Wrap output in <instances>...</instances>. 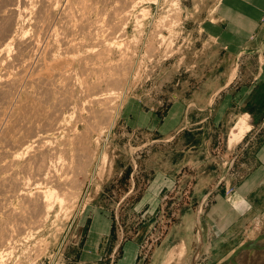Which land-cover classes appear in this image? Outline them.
Wrapping results in <instances>:
<instances>
[{
	"label": "rangeland",
	"instance_id": "obj_1",
	"mask_svg": "<svg viewBox=\"0 0 264 264\" xmlns=\"http://www.w3.org/2000/svg\"><path fill=\"white\" fill-rule=\"evenodd\" d=\"M5 1L7 0H0V4ZM104 1L105 0H99L93 3L95 7H92V14L90 13V20L92 19L90 24L92 26L97 24L96 22L98 21L94 20L97 18L99 20L98 24H101L99 29H103L102 31L97 29L99 32H96V37L98 36L97 38L99 39H104L106 34L109 36L107 33L108 31H106L109 30V28L107 29L106 27L109 26V13H111L113 7V2L110 3V1L113 0H110L109 3L106 2L109 6L106 5ZM215 1L216 0H139V3L137 2L135 6H133L134 10L129 12L130 16L123 20L125 23L123 24V22H121L122 25L117 29L119 33L114 31L111 35L114 39V47L108 50L109 52L107 51V57H105V53L97 57V54L94 53L96 50L94 51V49H97L98 45L96 44L95 46V44H91L92 41L94 42V38L93 40H90V37L88 38V29H84V32L86 31L85 34H87V36H84V32L83 34L79 33L82 32L80 31V26H75L74 31H77V33L73 31V33L76 34H72L73 38L82 39L80 41L78 40V43L76 39H73L78 45L77 47L75 45L76 50L79 49L76 55L82 54L81 57L84 58L83 60H85L86 57H84V55H86L87 61L85 62L86 64L88 62V66L83 63L80 64L78 60H74V62H72L73 64L69 63L64 65L67 67H65L66 70H64V67L63 69L59 68L65 72L67 71L66 73L71 75V80L69 81L72 83H66L67 87H65L66 84H63L65 82L62 81V79L61 81H54V77L51 78V81L53 79L54 83H50L52 84L51 87H54L45 91L42 88L40 89L38 85H36V82H31L30 80V77H33L34 74L49 70H46L48 67L45 66L46 68L44 70L42 69L44 67H41V71L36 66L39 61L38 58H41L40 53L43 54L42 57H44V53L41 51L42 49L39 48L45 44V39L40 38V40H43L41 42L39 39L36 40L38 43L37 46H35L37 47L35 50L38 49V53L34 50V46L33 48L32 46L25 47L32 51H26L24 48L22 50L20 49L19 52V43L15 42L19 40V36L18 38H14L13 41L17 44L13 42L11 49H8L10 51L7 50L9 53L5 51L7 58L2 54L4 51L0 53V74L6 71L5 74L8 73L11 75L21 68L22 71L24 69L25 72L27 71L23 73L26 74L27 78L23 75L24 79L19 82L20 85L17 83L19 87L16 86L12 89L10 88V91L8 90L10 95L13 93L11 96L9 94L7 95L8 91L6 93H0V117L3 119L0 121V130H4L2 132L5 134L4 135L0 131V165L3 164L2 166H5V169L0 166V235L2 236V238H0V252L2 253L0 264H149L155 247L173 246L177 243L180 234H182L185 229L189 228V226L194 239L193 247L189 251L190 255H185L184 258H180V260H176L171 264H187L185 261L186 259H190L188 264H217L227 257L222 255L228 251L230 246V248L236 245L239 246L246 240L256 237L264 226V222L262 224L260 223L259 226L255 224V221L251 224L246 223L243 227L244 229H241V233H243L232 237L233 240L231 243L228 242L226 244L224 251L221 253L222 258H213L208 249L209 243L217 239L219 233L216 235L214 234L216 230L215 223L208 220L207 217L209 214H212L210 212L214 208L213 206L215 203L220 201H218V199L221 198L222 201L223 198L226 197L225 195L231 193L238 185L237 182L241 179L244 169L236 164V160L238 159L237 156L240 154L237 155V150L241 146L240 144H243L246 138L253 132V127H256L260 118L250 119L247 113H243L237 115L235 119H213L211 114H208L209 109H206L200 114L197 110L191 109L188 117H182V104L180 103H176L175 107L177 108L169 112V107L173 103L182 102L183 96L188 94L187 81L190 79L191 82L195 83L197 79H199V75L202 73L199 74V72L195 71L198 69V64L211 65L210 63L216 59L214 57L215 50L203 39L202 33L205 28L201 22L202 18L205 16L206 9L212 6ZM60 3L61 4H58V6H61H57V13L63 8L65 1H61ZM110 4L112 5L111 8ZM31 5L37 7L35 6L37 5L35 2V5L30 4L28 9L26 8L27 13H29L27 14V18H30L26 20L23 19L26 17L16 18L18 20L16 21L15 19L16 22L13 23L12 27V30H15L16 33L23 31L26 35L25 38L27 37L26 39H30V35L31 39L36 36V34L34 35L35 29L31 25L34 24V18L32 17L35 15L32 11L34 9L37 10V8L32 9ZM2 8L4 9V7ZM2 8L0 7V9ZM36 10L34 11L36 12ZM106 11H109V13ZM99 16L103 19L100 17V20L98 18ZM31 18L33 20H31ZM101 22H103V24ZM24 26H26L29 32ZM84 27L87 28L86 25ZM23 29H25V31ZM23 32L22 38L24 37ZM84 37L87 43L90 40L89 47L86 46ZM259 37L261 42L257 46V52L248 57H239L241 63H245L243 65L247 64L249 66L247 72L241 73L244 75V82L252 80L254 74H256L254 70L259 63V59L263 61L262 55L260 57L258 56L261 52H264V24L263 27H261ZM0 40H2V33H0ZM54 40L52 42L56 43L51 45L50 53L48 55L45 54L46 58L51 54L54 56L55 53L56 56L64 54V46L60 44L62 42H58L59 40L54 42ZM83 42L84 48H82L83 45H80L83 44ZM117 45L121 46L117 48ZM45 46L47 47V45L43 47L45 48ZM100 46L101 45H99V48ZM61 47L62 53H60L61 51L59 50ZM124 47H127L125 51L131 56L132 61V63L125 62L124 64L125 66L127 65L126 68L131 70L127 69L126 71L125 68V70H122L123 72L125 71L124 74L127 76L123 78L120 85L117 84L118 87L109 85L108 83L107 85L103 77L109 73H115L116 69H114V71L112 70L114 63L118 62V67H121L119 64L121 63V61L119 62L121 56L119 57V55H121V51L124 50ZM122 48L123 50H121ZM16 50L19 53L24 50L22 52L23 55H27L23 56L21 54L19 56ZM73 51H75L74 48L69 52L72 53ZM88 52H90V55H88ZM13 53L17 54L19 58L21 57L20 59L24 57L23 60H21L22 62L17 61L18 57ZM72 54H75V52ZM2 55L5 57L4 59H1ZM12 55L17 58H14ZM76 55V59L81 58ZM100 56H102V58ZM88 57L90 58L88 59ZM219 58L220 57H218L216 61ZM29 59H31L30 62ZM9 60L13 61V63L11 64ZM32 60H34V62ZM31 62H33V65ZM106 63L113 65L111 70L108 69V67L111 66H108ZM103 64L105 65L103 66ZM129 64L131 67H129ZM6 65L8 67L14 65V67L12 66L14 69L9 68L11 71L9 69L5 70V67L7 68ZM84 65L91 69L85 68ZM32 66L38 69L35 70ZM48 66L50 69H53L51 65ZM102 67L104 69V72L102 71L104 76H102L103 73L98 72V69H102ZM105 67L107 69H105ZM17 68H19V70ZM30 70L32 71V75ZM34 70L36 73H34ZM70 70L74 77H72L73 75L70 73ZM90 70H92V72ZM8 71L13 73L10 74ZM96 74H102L100 75L102 80L100 76ZM222 74L224 73L206 72V77L202 83L211 85L214 76ZM231 74H235V72ZM29 75L31 76L29 77ZM98 78L99 80H97ZM26 79L29 80L25 81ZM221 80L223 79H220V81ZM48 82H50V80ZM88 84L91 85V87L92 84H94L92 90H90L91 87H89ZM72 87L74 89H71ZM112 87L115 91L116 98L115 100L112 99L113 101L111 100L112 102L110 104L112 106L117 105L118 108H116L115 112L117 116L110 128L108 127L107 121L109 120L108 117L110 112L109 114L107 112L103 113L101 110L103 105L95 100L92 101H95L92 104L88 94H94L95 90L96 95H103L108 93V90L110 88L112 89ZM107 88L109 89L107 90ZM13 89L16 90L15 93ZM61 89H63V91H61ZM47 91L51 92L49 93ZM59 91L60 93H57ZM64 92L67 94L68 99L74 94V96L71 97L72 100L70 99L71 102L68 99L69 102H64V98H66ZM70 92L71 94H69ZM225 93L226 94L218 93L221 95V97H219L221 100L224 96H229L228 90ZM7 96L14 99L11 98L8 102ZM11 100L14 103H10ZM36 100L39 106H37L36 103L33 104ZM25 102L30 103L29 106H27ZM21 103L25 104L22 105ZM31 104L38 109L32 108V106L30 107ZM88 104L90 108L94 107V109L91 108L92 113L87 111L89 110ZM54 105L57 108L54 107ZM76 105L80 107L77 108ZM17 106H20V108L18 109ZM112 106H110L111 108H109V111L115 110ZM15 107L16 111L19 110L18 113L14 112ZM50 107L52 109H50ZM217 107H220V112L216 114L217 116L229 115L233 117V112H239L238 110H241V108H238L234 103L216 104L215 109ZM40 108L43 109L42 112H40ZM2 110H5L4 113L6 114H4ZM11 110H13V112ZM77 110L79 112L81 111V114ZM93 110L95 111L96 117L92 115ZM9 111L11 114L17 113L16 115L18 117L14 114L17 117L16 121L8 128L10 125L9 122H11H6L8 120L7 117L11 115ZM50 112L53 114L52 116ZM87 113L89 116H93H90L92 119L88 117L89 121H99H97V123L102 130L99 127L98 131L100 130L102 134L99 133V137L98 131H96L91 135L92 137L89 138L91 139L89 153L91 152L90 154L92 155H89L87 157L88 159L83 158V155L78 158L81 153L78 155L76 154V157L73 154L74 151H71V155L69 154L72 157L73 166L75 165L78 167V165L80 166L82 163L84 166H81V169L79 167V170L75 167L76 173L74 172L73 176V180L75 179L76 181H74L77 183L75 185L73 181L74 189L71 190L76 192L77 199L69 204L68 209L64 207V209L62 208L63 210L60 209V204L55 202L50 209L51 211L49 210V214L46 215V217L42 215L39 219V215L37 216L36 213L34 214L33 211L29 210L32 204L30 201H36L35 196L38 194L37 191L45 188L47 182L45 177H47V175H40L38 173L39 171L35 170V168L39 169L36 166H41L43 161L45 163V160L47 163L45 165H49L50 161L52 163V160L49 161V157H51L50 159L53 158L51 152L60 144L62 146L63 140H65V137L67 138L65 132L70 134L68 133L70 132L68 129H71V125L73 128L74 124L76 127L74 129L76 130L80 131L82 129L85 123L84 120L78 121V119H80L78 116H86ZM57 114H61V117L60 115L57 116ZM43 116L47 119V122L52 120L51 124L54 126L46 123ZM58 117L60 118L58 119ZM9 118L11 119L12 117L10 116ZM4 122H6V125H9L6 126ZM68 123H70V125ZM35 127L37 129H35ZM3 137L9 138L13 143L9 139ZM60 137L62 140H57ZM46 138L49 139L47 140ZM231 138L236 140L231 141ZM256 138L257 140L255 141L254 139L255 142H253V146H251V144L247 146L249 152L255 148L260 137L256 136ZM5 139L6 141H4ZM20 139L23 140L20 141ZM16 142L20 145L17 146ZM12 144H14V146ZM53 148L55 149L53 150ZM3 150H6V152ZM39 150L44 151L41 153ZM45 150H47V152ZM13 153H19L20 155L18 154L17 157L13 155ZM40 155H43L42 158ZM39 156L42 161L38 159ZM90 157H92V159ZM12 158L13 160H10ZM77 158L80 159L81 163H78L79 161H77ZM81 158L85 161L82 162L83 160ZM8 160H10L11 165L8 163ZM59 166L60 165H58L57 168H59ZM61 166L59 171L63 169ZM28 171L30 172L28 173ZM4 176H7L5 180ZM15 176L19 179L22 178V181L16 178V180L18 179L17 181H19L20 185L18 182L17 185H19L20 188L16 186V182L14 183V181H12ZM25 179L29 181L27 182ZM36 180L39 181L36 182ZM24 182L27 183L25 184ZM74 185L77 187L76 189ZM11 186L12 188H10ZM28 187L30 188L28 189ZM14 193L15 195H13ZM24 193H27L29 197L26 198V194ZM29 198H31V200ZM28 203L30 205H28ZM23 204H25L26 209ZM21 207L22 209L24 208L26 213L22 211ZM10 208L12 210H10ZM8 213L9 215H7ZM18 216L20 218H18ZM21 217L25 218L23 219ZM36 218L39 220H35ZM4 227L6 229H4ZM8 227H11L10 230ZM200 228L204 237L203 246H199L201 251L195 256L196 249L199 248V243L196 241V238ZM10 233H12V235H9ZM9 236L11 237L9 238ZM163 248L161 250H163ZM257 255L259 256V253ZM253 256L255 257L256 255ZM191 258L193 259L191 260ZM238 264H251V260H249V257H246V259L240 260Z\"/></svg>",
	"mask_w": 264,
	"mask_h": 264
},
{
	"label": "bare ground",
	"instance_id": "obj_2",
	"mask_svg": "<svg viewBox=\"0 0 264 264\" xmlns=\"http://www.w3.org/2000/svg\"><path fill=\"white\" fill-rule=\"evenodd\" d=\"M21 1V2H20ZM61 1H65V5L63 6V8L62 9H60V11L57 13V10H58V8H57V6H58V4H61L60 2ZM97 1H99V0H7V1H5V2H3L2 4H0V7L2 8V7H4V9L2 8V9H0V21H1V23H0V33H2V40H0L1 42H0V53L1 52H3L4 51V53H2L3 55H5L6 53H5V51L7 52V50L8 49H11V47L13 46L12 44H13V40H14V38H18V36H19V40H17V41H15V42H18L19 43V47H18V51L20 52V49L22 50V49H24L25 47H28V46H32V48H33V46H34V50H35V48H37V47H35V46H37V41L36 40H40V38H42V39H45V44L44 45H47V47L45 46V48L42 46L41 48H39V49H42L41 51H43V53H44V57H42L43 56V54H41L40 52V56H41V58H38L39 57V55H38V59H39V61H38V65H36L38 68H39V70H41L42 71V69L44 70L46 67L45 66H47L48 68H46V70L47 69H49L48 71H44V72H38V73H36V71L35 70H37V69H35V67H33V69H35L34 71V73H36V74H34V76L33 77H30L31 75H32V71L30 70V73H31V75H29V77L31 78L30 80H31V82L33 81V82H36V85H38V87L41 89H44L45 91L46 90H48V89H51V88H53V87H51V85L54 83V81H56V80H60L61 81V79H62V81H64L65 83H63L64 85L66 84V83H72V82H70L69 80H71V75L70 74H68V73H66L64 70H66V66H64V65H66V64H71L72 62H74V60H78V62L80 63V64H86V62L85 61H87V56L86 55H84L86 52H85V49H84V57H86L85 58V60H83L84 58H82L81 57V55H76V52H78L79 51V49H77L76 50V47L78 46L77 45V43L80 41V40H82V39H77V38H73V35L72 34H74L73 33V31H74V27L75 26H80V28H81V30L80 31H82V32H79L80 34H83V32H84V29H88L87 30V33H88V38L91 40H93V38H94V42L92 41L91 42V44L93 43V45L95 44V46H96V44L98 45V48H99V45H101L100 46V48L97 50L96 48L94 49V53H96L97 54V57H98V55H104V53L106 54L105 55V57H107V51L108 50H111L114 46V43H113V37L111 36L112 34H113V32L114 31H117L118 32V28L120 27V25H122L121 24V22H123V20H125V19H127L129 16H130V14H129V12L130 11H133L134 10V8H133V6H135V4L139 1V0H113V1H110V0H105L104 1V3H106V2H108L109 3V1H110V3L111 2H113V7H112V10H111V13H109V11L107 12V13H109V14H106V15H109V17H110V21L109 20H107V21H109V26H107V23H106V28L108 29L109 28V30H106V28H105V26H104V28H105V30L106 31H108L107 33L109 34V36L106 34V37L104 38V39H99V38H97L96 37V32L98 31L97 29H99L100 28V23L98 24V22H99V20L96 18V19H94V20H97L98 22H96V21H94V22H96L97 24H95V23H92V24H95V25H91L90 23V21L92 20H90V13L92 12V7H95V6H93V3H96ZM35 2H36V4L37 5H35ZM100 2H102V1H100ZM100 2H98V3H100ZM22 5H20V4ZM103 3V2H102ZM108 3H106V5H108L109 6V4ZM139 3V2H138ZM30 4H34L35 6H37V7H34L33 5H31L32 6V9L33 8H37V10L36 9H34V10H36V12L33 10L32 11V13L34 12V17H32V18H34V20L31 18V20H33L34 21V24L33 25H31V26H33L34 27V29H35V33H34V35L36 34V36L33 38V39H31V35H30V39H26L25 38V34H24V32L22 31V29H21V31L23 32V35H24V37L22 38V32H20L19 31V33H16L15 32V30H12L13 28V23L14 22H16L18 19H16V18H22V17H26V18H23V19H28V18H30V17H28L27 18V14H29V13H27V10H26V8L28 9V7H29V5ZM103 5H105V4H103ZM31 6H30V8H31ZM59 6H61V5H59ZM58 6V7H59ZM111 4H110V8H111ZM61 8V7H60ZM105 8V7H104ZM133 8V9H132ZM94 9V8H93ZM98 9V8H97ZM96 9V10H97ZM130 9H132V10H130ZM91 10V11H90ZM95 10V9H94ZM108 10H109V8H108ZM94 12V11H93ZM100 13V12H99ZM102 13V12H101ZM92 14V13H91ZM103 14H104V12H103ZM129 14V15H128ZM98 15V14H97ZM100 15V14H99ZM128 15V16H127ZM30 16V15H29ZM101 16H103V15H101ZM101 16H99L98 18L100 19V17ZM102 18V17H101ZM108 18V17H107ZM15 19H16V21H15ZM103 19V18H102ZM101 20V19H100ZM105 20V19H104ZM28 21V20H27ZM105 22V21H104ZM102 24H103V22H101ZM125 23V21L123 22V24ZM25 24V23H24ZM28 24V23H27ZM15 25V24H14ZM86 25V27L87 28H85L84 26ZM105 25V24H104ZM89 26V27H88ZM103 26V25H102ZM25 27V29H26V26H24ZM33 27H32V29H33ZM82 27H83V29H82ZM90 28V29H89ZM93 28V29H92ZM25 29H23L24 31H25ZM123 29V28H122ZM27 30V29H26ZM77 30H78V27H77ZM99 30H103L102 28L101 29H99ZM28 32H29V30H27ZM32 31V30H31ZM100 31V32H101ZM74 32H76L77 33V31H74ZM86 32V31H85ZM85 32H84V36L86 35L87 36V34H85ZM99 32V31H98ZM31 33V32H30ZM116 33V32H115ZM119 33V32H118ZM122 33V32H121ZM28 34V33H27ZM97 34H99V33H97ZM117 34V33H116ZM74 35H76V34H74ZM29 36V35H28ZM105 36V35H104ZM108 36V37H107ZM118 36V35H117ZM25 38V39H24ZM85 38V37H84ZM40 40V42L41 41H43V40ZM54 39H56V40H59L58 42H62L63 43V45H62V43H60L61 44V46H64V48H63V50H64V54L63 55H59V56H56V53L54 54V56L51 54L49 57L47 56V58H46V56H45V54H49L50 52L49 51H51L50 50V47H52L51 45L52 44H55L56 42V40H54ZM73 39L75 40H77V43H76V41H73ZM88 39V40H89ZM118 39V38H117ZM54 40V42L55 43H53L52 41ZM79 40V41H78ZM90 40H89V42H90ZM14 42V43H15ZM39 42V43H40ZM85 44H86V46L87 47H89L88 45H89V42L87 43V41H86V38H85ZM15 44H17V43H15ZM14 44V45H15ZM60 44H59V46H60ZM90 44V45H91ZM12 45V46H11ZM75 45H76V47H75ZM81 46H82V48H84V42H83V44H80ZM80 45H79V48H80ZM93 45H91V46H93ZM55 46V45H54ZM94 46V47H95ZM116 46V45H115ZM121 46V45H120ZM120 46H118L117 45V48L118 47H120ZM16 47H17V45H16ZM15 47V48H16ZM56 47V46H55ZM123 47V46H122ZM44 48V49H43ZM74 48V50L75 51H73V52H75V54H72V53H70L69 51L70 50H72ZM91 48V47H90ZM125 48H127V47H124V50H123V48L121 49V50H123V51H121V55H119V57L121 56V58H119V62L121 61V63H119L120 65H121V67L119 66L118 67V65H117V63H114L113 65H114V67H113V65L111 64V65H109V63H106V64H108V66H111V67H108V69H112V67H113V71H114V69H116V71H115V73H109V74H107V75H105L104 76V69H103V67H102V69H98V72H101V73H103V75L102 74H100V75H102V76H104L103 77V80H105V82H106V84L108 83L109 85H115V86H117L118 87V85H120L121 83H122V81H123V78L124 77H126L125 76V71L123 72L122 70H125L126 69V71H127V69L128 68H126V66H125V62L126 63H132V61H131V56L130 55H128V53L125 51ZM30 49V48H29ZM46 49V50H45ZM24 50H28V49H24ZM23 50V51H24ZM37 50L38 49H36L35 51L37 52ZM60 51L62 50V47H61V49H59ZM58 50V51H59ZM8 51H10V50H8ZM17 51V50H16ZM17 51V52H18ZM23 51H21V53H19L18 52V55L20 56L21 54L23 55ZM28 51H32V50H28ZM59 51V52H60ZM89 51H90V49H89ZM120 51V50H119ZM125 51V52H124ZM34 52V51H33ZM46 52H48V53H46ZM109 52V51H108ZM7 53H9V52H7ZM16 53V52H15ZM15 53H13V54H15ZM26 53V52H25ZM38 53V52H37ZM60 53H62V51L60 52ZM90 52H88V55H90L89 54ZM91 53H93V52H91ZM132 53V52H131ZM58 54V53H57ZM78 54V53H77ZM3 55H2V57H3ZM15 55H17V54H15ZM18 55H17V57H18ZM25 55H27V54H24L23 56H25ZM75 55L76 56H79V57H81L80 59H76V57H75ZM110 55V54H109ZM6 56V55H5ZM13 56V55H12ZM22 56V57H23ZM35 56V55H34ZM96 56V55H95ZM133 56V55H132ZM1 57V59H4L5 57H3L2 58ZM14 57V56H13ZM17 57H14V58H17ZM101 58H102V56H100ZM109 57V56H108ZM6 58H7V56H6ZM9 58H12V57H9ZM21 58V57H20ZM19 57L16 59L17 61H21V60H23V58L22 59H20ZM90 57H88V59H89ZM20 59V60H19ZM33 59V58H32ZM37 59V60H38ZM97 59H99V58H97ZM96 59V60H97ZM103 59H104V56H103ZM13 60V59H12ZM15 60V59H14ZM37 60H36V62H37ZM133 60V59H132ZM1 61H3V60H1ZM31 61V59H29V62ZM33 62H34V60H32ZM90 61V60H89ZM100 61V60H99ZM116 61H117V59H116ZM9 62L12 64L13 63V61H10L9 60ZM8 62V63H9ZM22 62V61H21ZM20 62V63H21ZM24 62V61H23ZM33 62H31V64L33 65ZM85 62V63H84ZM93 62H94V59H93ZM92 62V63H93ZM102 62V61H101ZM8 63H6V64H8ZM14 63H15V61H14ZM111 63H113V62H111ZM10 64V65H11ZM29 64V63H28ZM30 64V65H31ZM36 64V63H35ZM73 64V63H72ZM75 64H76V62H75ZM87 64H88V62H87ZM86 64V65H87ZM124 64V65H123ZM9 65V64H8ZM22 65V64H21ZM30 65H29V67H30ZM48 65H51L52 67H53V69H54V71H53V69H50L49 68V66ZM90 65V64H89ZM97 65V64H96ZM105 64H103V66H104ZM123 65V66H122ZM7 66V65H6ZM13 67H14V65H12ZM8 67L7 66V68L5 67V70L7 69H9V68H13V67ZM24 66H25V64H24ZM26 66H27V62H26ZM82 66V65H81ZM88 66V65H87ZM86 66V67H87ZM15 67H16V65H15ZM28 67V68H29ZM41 67H44V68H42L41 69ZM51 67V68H52ZM55 67V68H54ZM63 67H64V70H61V69H59V68H62L63 69ZM66 67V68H65ZM84 67H85V65H84ZM83 67V68H84ZM85 67V68H86ZM94 67V66H93ZM129 67H131V65L129 64ZM84 68V69H85ZM88 69L90 68V67H87ZM96 68H98V67H96ZM96 68H95V70H96ZM101 68V67H100ZM125 68V69H124ZM14 69V68H13ZM18 70H19V68H17ZM22 69V68H21ZM20 69V70H21ZM23 69H24V67H23ZM27 69V68H26ZM30 69H31V67H30ZM32 69V70H33ZM81 69H82V67H81ZM91 69V68H90ZM105 69H107L106 67H105ZM10 70V69H9ZM17 71V72H15V73H13V72H11V73H13V74H11L10 73V71H8L11 75H9L8 73L7 74H5L6 73V71L5 72H3L2 74H0V93H6L8 90L10 91V88L12 89L13 87H19V85H20V83L19 82H21V80L22 79H24L23 78V75L25 76V78H27L26 77V74H23V73H26L24 70V72L21 70V71ZM27 70H29V69H27ZM51 70H52V72H51ZM83 70V69H82ZM128 70H131V69H128ZM50 71V72H49ZM84 71V70H83ZM91 72H92V70H90ZM97 71V70H96ZM103 71V72H102ZM106 71V70H105ZM97 72V73H98ZM129 72V71H128ZM28 73H29V71H28ZM29 73V74H30ZM70 73L72 74V71L70 70ZM74 73V72H73ZM85 73V72H84ZM107 73V72H106ZM87 74H88V72H87ZM91 74V73H90ZM9 75V76H8ZM73 75V74H72ZM96 75H98V74H96ZM100 75H98V76H100ZM28 76V75H27ZM28 77V78H29ZM55 77V78H54ZM56 77H57V79H56ZM72 77H74V75L72 76ZM51 78H54L55 80L53 81V79H52V81H51ZM58 78H60V79H58ZM97 78V77H96ZM100 79L102 80V77L100 76ZM29 79H26L25 81H28ZM50 80V82H48ZM72 80H73V78H72ZM97 80H99V78L97 79ZM125 81V80H124ZM53 82V83H52ZM98 82V81H97ZM100 82H102V81H100ZM99 82V83H100ZM104 82V81H103ZM19 85H18V84ZM50 83H52V84H50ZM88 83V82H87ZM99 83H98V85H99ZM107 84V85H108ZM118 84V85H117ZM59 85V84H58ZM70 85V84H69ZM68 85V86H69ZM89 85V84H88ZM93 85L94 84H92V87H93ZM97 85V86H98ZM126 85V84H125ZM71 86V85H70ZM85 86V85H84ZM86 86H87V84H86ZM85 86V87H86ZM95 86H96V84H95ZM101 86V85H100ZM122 86H124V85H122ZM37 87V88H38ZM59 87V86H58ZM62 87V86H61ZM65 87H67V84H66V86ZM89 87H91V85H89ZM92 87H91V89L90 90H92ZM117 87H114V88H117ZM9 88V89H8ZM55 88H57V87H55ZM60 88V87H59ZM120 88V87H119ZM18 89V88H17ZM68 89V88H67ZM71 89H74L73 87L71 88ZM70 89V90H71ZM99 89V88H98ZM109 88H107V90H108ZM56 90V89H55ZM65 90V89H64ZM86 90V89H85ZM105 90V89H104ZM9 91H8V93H7V95L9 94ZM13 91H14V93H15V91L16 90H14L13 89ZM44 91V92H45ZM61 91H63V89H61ZM69 91V90H68ZM87 91V90H86ZM100 91V90H99ZM98 91V92H99ZM101 91H102V89H101ZM100 91V92H101ZM122 91H124V90H122ZM20 92V91H19ZM47 92H51V91H47ZM67 92V91H66ZM74 92V91H73ZM91 92V91H90ZM97 92V91H96ZM57 93H60V91L59 92H57ZM57 93H56V95H57ZM62 93V92H61ZM102 93H103V91H102ZM13 94V93H12ZM11 94V95H12ZM48 94V93H47ZM64 94H65V92H64ZM69 94H71V92L69 93ZM76 94V93H75ZM94 94H95V90H94ZM94 94H88V96H89V100L92 102L93 100H95V101H97V102H100L102 105H103V107H102V112L103 113H105V112H107L108 114H109V112H110V114H109V117H108V119L109 120H107L108 121V127H110L111 125H113V123H114V121H115V117L117 116V115H115V112H116V108H118L117 107V105L115 106H112L110 103L113 101V100H115V91H114V89H113V87H112V89L110 88L109 90H108V93H106V94H103V95H94ZM98 94V93H97ZM5 95V94H4ZM10 95V94H9ZM10 95V96H11ZM63 95V94H62ZM66 96V98H64V102H67L68 100H70L71 99V97L72 96H74V94H72V96L70 97V99H68V96H67V94H65ZM87 95V94H86ZM85 95V96H86ZM93 95V96H92ZM10 96H7L8 98H7V100H8V102L10 101V99L12 98V97H10ZM49 96V95H48ZM60 96V95H59ZM58 96V97H59ZM50 97V96H49ZM48 97V98H49ZM61 97V96H60ZM64 97V96H63ZM117 97H118V95H117ZM57 98V97H56ZM88 98V97H87ZM12 99H14V98H12ZM38 99V98H37ZM61 99V98H60ZM68 99V100H67ZM113 99V100H112ZM39 100V99H38ZM41 100V99H40ZM59 100V99H58ZM72 100V99H71ZM71 100H70V102H71ZM88 100V101H89ZM112 100V101H111ZM15 101V100H14ZM25 101V100H24ZM43 101V100H42ZM41 101V102H42ZM94 101V102H95ZM17 102V101H16ZM58 102V101H57ZM69 102V101H68ZM94 102H92V104L94 103ZM10 103H14L12 100H11V102ZM10 103H8V104H10ZM26 103V102H25ZM25 103H21L22 105L23 104H25ZM32 103V102H31ZM36 103V105H37V100H36V102H34L33 104H35ZM39 103V102H38ZM54 103V102H53ZM61 103H62V101H61ZM81 103H84V102H81ZM80 103V104H81ZM8 104H7V106H8ZM27 104V106H29V104L30 103H26ZM33 104H31L30 105V107L33 105ZM54 104H56V103H54ZM67 104H70V103H67ZM13 105V104H12ZM85 105V104H84ZM91 105V104H90ZM26 106V107H27ZM34 106V105H33ZM32 106V108H37V107H33ZM37 106H39V105H37ZM92 106V105H91ZM110 106H112L113 108H115V110L114 111H109V108H111ZM11 107V106H10ZM25 107V106H24ZM43 107V106H42ZM54 107H56L55 105H54ZM76 107H77V105H76ZM80 107V106H79ZM79 107H77V108H79ZM83 107H85V106H83ZM88 107H89V104H88ZM17 108L19 109L20 108V106H17ZM45 108V107H44ZM57 108V107H56ZM55 108V109H56ZM92 109H94V107H91ZM90 107H89V110H87V111H89V113H92V109H91ZM11 109V108H10ZM14 109V108H13ZM38 109V108H37ZM36 109V110H37ZM41 109V108H40ZM50 109H52L51 107H50ZM54 109V108H53ZM76 109V108H75ZM88 109V108H87ZM15 111L14 112H19V110H17L16 111V107H15V109H14ZM42 110L43 109H41V111L40 112H42ZM48 110V109H47ZM86 110V109H85ZM5 111V110H4ZM4 111L2 110V112L4 113ZM6 111H7V109H6ZM12 112H13V110H11ZM46 111V110H45ZM53 111V110H52ZM55 111V110H54ZM78 111V110H77ZM118 111H119V109H118ZM1 112V111H0ZM55 112H57V111H55ZM54 112V113H55ZM79 112V111H78ZM81 112V111H80ZM79 112V113H80ZM9 113L11 114V112L9 111ZM17 113H14L15 115L17 114ZM47 113V112H46ZM49 113V112H48ZM51 113V112H50ZM57 113H59V112H57ZM76 113V112H75ZM1 114V113H0ZM4 114H6V113H4ZM3 114V115H4ZM13 113L10 115L12 118L10 119L9 117H7L8 118V120L6 121V122H9V121H11V122H9L10 123V125L8 126V125H6L5 123L6 122H4V124L6 125V126H8V128L9 127H11L12 125H13V123H14V121H16V118L18 117L17 115V117L14 115ZM81 114V113H80ZM108 114H107V116H108ZM2 115V116H3ZM9 115V114H8ZM44 115V114H43ZM48 115H50V114H48ZM48 115H46V116H48ZM53 114L51 113V116H52ZM60 115V117H61V114H59ZM58 114H57V116H59ZM88 115V116H87ZM87 115L86 116H82V115H79L78 117L80 118V119H78V117H77V119H78V121L79 120H84V125H83V127H82V129L79 131V130H76V129H74V128H76L75 127V125L73 124V128L70 126V128L71 129H68V130H70V132H68V133H70V134H67L66 132H65V134L67 135V138L65 137V140H63V142H62V146H61V144L58 146V147H55V146H53V145H51V146H53V147H55V148H53V150L54 151H52L51 152V155H52V159H50L51 157H49V161L50 160H52V163H51V161H50V164L49 165H45V164H47L46 163V160H45V163H44V161L42 162V164H41V166L40 165H37L36 167L37 168H39V169H36L35 168V170H38L39 172V174L41 175V174H43V175H47V177H45V179H47V182H46V184H45V188H43L42 190H39V191H37V193L38 194H36L37 196H35L36 197V201H30L29 203L31 204V206H30V211H33V213L35 214L36 213V215L38 216V218L40 217V216H45L46 217V215H48L49 213V210L52 208V206L54 205V203L55 202H58L59 204H60V206H61V210H63L64 209V207L65 208H67L68 209V206H69V204L70 203H72L75 199H77V194H76V192L75 191H73V190H71V189H74L73 188V181L75 180H73V176H74V172L76 171L75 169V167H77V166H73V161H72V157L70 156L71 154V151L73 152L74 151V155L76 156V154L78 155L79 153H81L79 156H78V158H80L82 155L84 156L83 158H87L89 155H92V154H90L89 153V150H90V140L91 139H89V138H91L92 136V134L94 133V132H96V131H98V129H99V127H100V125L97 123V121L95 122V121H89L88 119V117H90V116H92V115H95L94 117H96V114H95V111L93 110V114L92 115H90L89 116V114L87 113ZM104 115V114H103ZM56 116V115H55ZM57 116H56V119H57ZM105 116V115H104ZM60 117H58V119L60 118ZM93 117V116H92ZM92 117H90L91 119H92ZM106 117V116H105ZM6 118V117H5ZM43 118H44V116H43ZM50 118V117H49ZM53 118V117H52ZM51 118V119H52ZM98 118V117H97ZM1 117H0V121H1ZM10 119V120H9ZM55 119V120H56ZM76 119V120H77ZM99 119V118H98ZM105 119V118H104ZM3 120V119H2ZM44 120L46 121V123H49V125L52 123V120L51 121H48L47 122V119H45L44 118ZM54 120V121H55ZM94 120V119H93ZM53 121V122H54ZM43 122V121H42ZM76 122V121H75ZM99 122V121H98ZM44 123V122H43ZM74 123V122H73ZM77 123V122H76ZM107 123V122H106ZM57 124V123H56ZM55 124V125H56ZM59 124V123H58ZM63 124V123H62ZM69 125H70V123H68ZM3 125V124H2ZM53 124H51V126H52ZM99 125V126H98ZM102 125V124H101ZM4 126V125H3ZM2 126V127H3ZM44 126V125H43ZM47 126H48V124H47ZM54 126V125H53ZM104 126H106V125H104ZM37 127V126H36ZM35 127V129H37ZM58 127V126H57ZM0 128H1V126H0ZM5 128V127H4ZM8 128H6V129H8ZM59 128H61V127H59ZM101 128V127H100ZM111 128V127H110ZM3 129V128H2ZM42 129V128H41ZM45 129V128H44ZM51 129H52V127H51ZM54 129V128H53ZM43 130V129H42ZM47 130V129H46ZM45 130V131H46ZM50 130V129H49ZM57 130V129H56ZM67 130V131H68ZM101 130H102V128H101ZM110 130V129H109ZM1 131V130H0ZM2 131H4V130H2ZM1 131V133H3L4 134V132H2ZM31 131H32V129H31ZM38 131H40V130H38ZM58 131V130H57ZM33 132V131H32ZM43 132V131H42ZM40 133V132H39ZM99 133H101V131L99 130L98 131V136H99ZM32 134V133H31ZM55 134H56V132H55ZM102 134V133H101ZM5 135V134H4ZM4 135H2V136H4ZM25 135V134H24ZM36 135H39V134H36ZM1 136V137H2ZM62 136V135H61ZM7 137H9V136H7ZM22 137V136H21ZM26 137V136H25ZM42 137H44V136H42ZM45 137H47V136H45ZM59 137V136H58ZM100 137V136H99ZM3 138H6V137H3ZM2 138V139H3ZM30 138V137H29ZM33 138H34V136H33ZM37 138V137H36ZM50 138V137H49ZM48 138V139H49ZM61 138V137H60ZM57 139V140H62V138L61 139ZM1 139V138H0ZM6 139H9V138H6ZM6 139L4 140V141H6ZM27 139V138H26ZM44 139V138H43ZM42 139V140H43ZM47 139V138H46ZM47 139V140H48ZM95 139H96V137H95ZM10 140V139H9ZM21 140H23V139H20V141ZM35 140H37V139H35ZM45 140V139H44ZM46 140V141H47ZM98 140V139H97ZM231 141H235L236 139H230ZM8 141V140H7ZM11 141V140H10ZM10 141H8V142H10ZM19 141V142H20ZM40 141V140H39ZM54 141V140H53ZM96 141V140H95ZM12 142V141H11ZM45 142V141H44ZM43 142V143H44ZM51 142V141H50ZM7 143V142H6ZM13 143V142H12ZM15 143V142H14ZM23 143V142H22ZM27 143V142H26ZM46 143V142H45ZM48 143V142H47ZM16 144H17V146H19L20 144L18 143V142H16ZM29 144V143H28ZM50 144H52V143H50ZM1 145V144H0ZM3 145V144H2ZM13 146H14V144H12ZM33 145H34V143H33ZM41 145V144H40ZM72 145V146H71ZM12 146V147H13ZM36 146V145H35ZM48 146V145H47ZM51 146H50V148H51ZM3 147H4V145H3ZM10 147V146H9ZM11 147V148H12ZM20 148V147H19ZM36 148V147H35ZM34 148V149H35ZM42 148V147H41ZM12 149H15V148H12ZM18 150V149H17ZM92 150V149H91ZM94 150H96V149H94ZM3 151H5L6 152V150H3ZM13 151V150H12ZM35 151V150H34ZM39 151H41V150H39ZM44 150H42L41 151V153L43 152ZM46 152H47V150H45ZM93 151V150H92ZM8 153V152H7ZM35 153V152H34ZM33 153V154H34ZM9 154V153H8ZM7 154V155H8ZM19 154V153H18ZM17 153H13V155H18ZM25 154V153H24ZM33 154H31V155H33ZM39 154H40V152H39ZM48 154H49V152H48ZM70 154V155H69ZM93 154H94V152H93ZM20 155V154H19ZM47 155V154H46ZM16 156H14L15 158H17ZM41 156V155H40ZM40 156H39V160H41L40 159ZM43 156V155H42ZM42 156H41V158H42ZM48 156V155H47ZM49 156H50V154H49ZM34 157V156H33ZM77 157V156H76ZM14 158V159H15ZM27 158V157H26ZM28 158H29V156H28ZM77 158V159H78ZM83 158H81L82 160H83ZM91 159H92V157H90ZM25 159V158H24ZM33 159V158H32ZM44 159H46V158H44ZM48 159V158H47ZM75 159V158H74ZM73 159V160H74ZM88 159V158H87ZM10 160H13V158L12 159H10ZM10 160H8L9 162V164L11 165V163H10ZM31 160V159H30ZM24 161V160H23ZM42 161V160H41ZM77 161H79L78 163H81V161H80V159H78ZM85 160H83L82 162H84ZM87 161V160H86ZM13 162H15V161H13ZM89 162H90V160H89ZM88 162V163H89ZM31 163V162H30ZM37 163V162H36ZM38 163V164H39ZM76 163V162H75ZM74 163V164H75ZM6 164V163H5ZM14 164V163H13ZM12 164V165H13ZM24 164V163H23ZM77 164V163H76ZM83 164V163H82ZM82 164H80V166L78 165V167H77V169L80 167V169H81V166L82 167H84ZM3 165V164H2ZM2 165H0V166H2ZM28 165H29V163H28ZM33 165V164H32ZM58 165H62L61 167L63 168L62 169V171H59V168H60V166H59V168H57L58 167ZM7 166V165H6ZM40 166V167H39ZM3 167V166H2ZM9 167V166H8ZM12 167V166H11ZM23 167H24V165H23ZM34 167V166H33ZM4 169H5V166L3 167ZM86 168V167H85ZM2 169V168H1ZM10 169V168H9ZM23 169V168H22ZM26 169H27V167H26ZM30 169V168H29ZM3 170V169H2ZM79 170V169H78ZM97 170V169H96ZM6 171V170H5ZM9 171V170H8ZM16 171V170H15ZM83 171V170H82ZM30 171H28V173H29ZM37 173V174H38ZM76 173V172H75ZM78 173H79V171H78ZM13 174V173H12ZM19 174V173H18ZM24 174H25V171H24ZM33 174H35V173H33ZM15 175H17V174H15ZM30 175V174H29ZM9 176V175H8ZM5 177H7V176H4V180H5ZM26 177H28V176H26ZM41 177V176H40ZM11 178V177H10ZM16 178H18V177H16L15 176V180H16ZM31 178V177H30ZM32 178H35V177H32ZM42 178H43V176H42ZM1 179V178H0ZM7 179V178H6ZM13 179V178H12ZM12 179H8V180H12ZM12 180V181H14V183L16 182V186H18V188H20L19 187V181H15V180ZM22 179V178H21ZM21 179H19V180H21ZM29 179V178H28ZM22 181V180H21ZM20 181V182H21ZM25 181H27L26 179H25ZM29 181V180H28ZM27 181V182H28ZM39 180H36V182H38ZM41 181V180H40ZM76 181V180H75ZM75 181H74V183H75ZM7 182V181H6ZM17 182H18V184L19 185H17ZM26 182V183H27ZM34 182V181H33ZM1 183V182H0ZM25 183V182H24ZM25 183V184H26ZM42 183V182H41ZM43 183H44V181H43ZM77 183V182H76ZM76 183H75V185H76ZM31 184V183H30ZM35 184V183H34ZM38 184V183H37ZM81 184V183H80ZM32 185H33V183H32ZM74 185V186H75ZM14 186V185H13ZM26 186V185H25ZM80 186V185H79ZM264 186V185H263ZM263 186H261V187H263ZM44 187V186H43ZM77 187H78V184H77ZM76 186H75V189L77 188ZM10 188H12V186L10 187ZM17 188V187H16ZM17 188V189H18ZM26 188V187H25ZM30 187H28V189H29ZM79 188V187H78ZM261 189V188H260ZM264 189V188H263ZM13 190V189H12ZM16 190V189H15ZM21 190V189H20ZM25 190V189H24ZM256 190V189H255ZM262 191V190H261ZM24 192V191H23ZM22 192V193H23ZM35 192V191H34ZM80 192V191H79ZM259 192V191H258ZM257 192V193H258ZM15 193H16V191H15ZM15 193L13 194V195H15ZM20 194V193H19ZM24 194H26V198L27 197H29V195H27V193H24ZM10 195V194H9ZM12 195V194H11ZM207 195V194H206ZM21 196V195H20ZM25 196V195H24ZM30 196H31V193H30ZM12 197V196H11ZM32 197V196H31ZM33 197H34V195H33ZM13 198V197H12ZM205 198V197H204ZM3 199V198H2ZM30 200H31V198H29ZM28 199V200H29ZM25 200V199H24ZM23 200V201H24ZM33 200H35V199H33ZM202 200V199H201ZM26 201V200H25ZM28 202V201H27ZM26 203V202H25ZM28 203V205H30ZM9 204V203H8ZM21 204V203H20ZM24 205V208L26 209V207H25V204H23ZM22 206V205H21ZM8 207V206H7ZM29 207V206H28ZM73 207V206H72ZM259 207H261V206H259ZM24 208L22 209V207H21V209H22V211H24ZM63 208V209H62ZM80 208V207H79ZM252 208V207H251ZM14 209V208H13ZM67 209H65V210H67ZM70 209V208H69ZM10 210H12L11 208H10ZM255 210V209H254ZM6 211V210H5ZM15 211V210H14ZM51 211V210H50ZM13 212V211H12ZM17 212H19V211H17ZM25 213H26V211H24ZM60 212V211H59ZM9 213H10V211H9ZM9 213L7 214V215H9ZM28 213H29V211H28ZM28 213H27V215H28ZM260 213V212H259ZM33 214V215H34ZM19 215V214H18ZM25 215V214H24ZM23 215V216H24ZM27 215H25V216H27ZM57 215V214H56ZM200 215V214H199ZM262 215V214H261ZM16 216V215H15ZM21 216H22V214H21ZM75 216V215H74ZM197 216V215H196ZM30 217V216H29ZM33 217V216H32ZM36 217V216H35ZM259 217V216H258ZM10 218H12V217H10ZM18 218H20L19 216H18ZM17 218V219H18ZM21 218H23V217H21ZM25 218V217H24ZM23 218V219H24ZM28 218V217H27ZM34 218V217H33ZM38 218H36L35 220H39ZM15 219V218H14ZM198 219V218H197ZM196 220V219H195ZM4 221H6V220H4ZM20 221V220H19ZM18 221V223H20ZM24 221V220H23ZM27 221V220H26ZM41 221V220H40ZM8 222V221H7ZM12 222V221H11ZM15 222V221H14ZM28 222V221H27ZM197 222H198V220H197ZM37 223V222H36ZM43 223V222H42ZM7 224V223H6ZM9 224V223H8ZM198 224V223H197ZM201 224V223H200ZM239 224V223H238ZM255 224L256 225H260V221H259V218H256L255 219ZM262 224V223H261ZM20 225H21V223H20ZM23 225V224H22ZM26 225V224H25ZM24 225V226H25ZM29 225V224H28ZM37 225V224H36ZM2 226V225H1ZM10 226V225H9ZM12 226V225H11ZM17 226V225H16ZM19 226V225H18ZM23 226V227H24ZM31 226H32V224H31ZM30 226V227H31ZM183 226V225H182ZM200 227V226H199ZM2 228H3V226H2ZM10 228L11 227H8V229L10 230ZM14 228H15V226H14ZM13 228V229H14ZM189 228H190V226H189ZM189 228H187V229H185V231H183L182 232V234H180V239H179V241L176 243V244H174L173 246H170L169 248H165L164 246H161V247H159V246H157L155 249H154V251H153V256H152V259H153V264H171L172 262H174V261H176V260H180V258H184V256L185 255H188L189 254V249H190V247H192V245L190 246V244H191V242H192V240H194L193 239V235L191 234V231H190V229ZM4 229H6L5 227H4ZM17 229V228H16ZM22 229H24V228H22ZM33 229V228H32ZM37 229V228H36ZM232 229V228H231ZM25 230V229H24ZM23 230V231H24ZM208 230V229H207ZM229 230V229H228ZM1 231V230H0ZM3 231V230H2ZM59 231V230H58ZM20 232H21V230H20ZM233 231H231V230H229L227 233H224V234H218V238L217 239H214L213 240V242H211V243H209V252H211V254H212V256H213V258H220L221 257V253L224 251V249H225V246H226V244L228 243V242H230L231 243V241L233 240L232 239V233ZM1 233V232H0ZM9 233V232H8ZM28 233V232H27ZM31 233V232H30ZM248 233V232H247ZM7 234V233H6ZM13 234H14V231H13ZM8 235V234H7ZM9 235H12V233H10ZM1 236V235H0ZM236 236V235H235ZM11 236H9V238H10ZM0 238H2V236L0 237ZM22 238V237H21ZM197 240V242L199 243V246L201 247V246H203V239H204V237H203V233H202V230H201V228H200V231L198 232V234H197V238H196ZM22 240V239H21ZM2 242V241H1ZM207 242V241H206ZM193 244V243H192ZM206 246V245H205ZM164 247V248H163ZM163 248V250H161ZM205 249V248H204ZM200 248H199V250H197L196 252H195V256L196 255H198L199 253H200ZM204 252V251H203ZM1 252H0V259H1ZM258 253H256L255 255L256 256H258L257 255ZM264 253H261V255H263ZM190 255V254H189ZM193 255H194V253H193ZM260 255V254H259ZM255 256V257H256ZM175 258H178V259H175ZM188 258V257H187ZM193 258H191V260H192ZM197 259V258H196ZM189 260L190 259H186V262H187V264H188V262H189ZM195 260V259H194ZM152 264V263H151Z\"/></svg>",
	"mask_w": 264,
	"mask_h": 264
},
{
	"label": "crops",
	"instance_id": "obj_3",
	"mask_svg": "<svg viewBox=\"0 0 264 264\" xmlns=\"http://www.w3.org/2000/svg\"><path fill=\"white\" fill-rule=\"evenodd\" d=\"M201 22L205 28L203 39L215 50L214 57L220 58L217 61L214 58L211 65L198 64L195 71L202 73L199 79L195 83L190 79L187 81L188 94L183 96L182 102L173 103L169 112L177 108L176 103H180L182 117H188L191 109L197 110L199 114L209 109L208 114L213 119H235L243 113H247L250 119L260 118L256 127H253V132L237 150V155L240 154L236 164L244 169L238 185L222 201L221 198L218 199L220 201L215 203L210 212L212 214L207 217L215 223V235L231 230L234 237L243 233L241 229L246 223L251 224L256 218H259L260 223L264 222V52L258 56L262 55L263 61L259 59L254 70L256 74L248 82H244V75L241 73L247 72L249 66L243 65L245 63H241L239 59L240 56L248 57L257 52V46L261 42L260 30L264 24V0H216L206 9ZM206 72L224 74L214 76L213 83L205 85L202 81ZM234 72L235 74H231ZM227 90L229 96H224L221 100L218 93L226 94ZM222 103H234L241 110L233 112V117L217 116L220 107L216 110L215 105ZM256 136L260 137L257 145L249 152L247 146L254 145ZM192 243L193 240L190 244L193 247ZM230 247L222 256L231 254L237 245ZM153 262L151 259L149 264Z\"/></svg>",
	"mask_w": 264,
	"mask_h": 264
},
{
	"label": "water",
	"instance_id": "obj_4",
	"mask_svg": "<svg viewBox=\"0 0 264 264\" xmlns=\"http://www.w3.org/2000/svg\"><path fill=\"white\" fill-rule=\"evenodd\" d=\"M199 248L196 249V251L199 250ZM256 252L260 255L254 257L253 255H255ZM261 253H264V226L255 238L246 240L237 246L231 254L217 264H238L240 260L246 259V257H249L251 264H264V254L261 255Z\"/></svg>",
	"mask_w": 264,
	"mask_h": 264
}]
</instances>
